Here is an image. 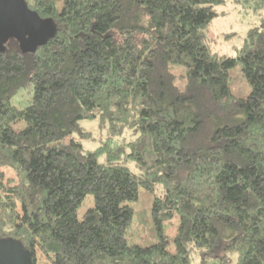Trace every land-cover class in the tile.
Instances as JSON below:
<instances>
[{
	"label": "trees",
	"instance_id": "trees-1",
	"mask_svg": "<svg viewBox=\"0 0 264 264\" xmlns=\"http://www.w3.org/2000/svg\"><path fill=\"white\" fill-rule=\"evenodd\" d=\"M25 1L55 33L0 52V239L31 264H264V13L233 55L208 33L227 2L264 0ZM237 62L245 96L229 89ZM97 117L106 133L85 148L80 120ZM122 129L135 137L114 142Z\"/></svg>",
	"mask_w": 264,
	"mask_h": 264
},
{
	"label": "rangeland",
	"instance_id": "rangeland-1",
	"mask_svg": "<svg viewBox=\"0 0 264 264\" xmlns=\"http://www.w3.org/2000/svg\"><path fill=\"white\" fill-rule=\"evenodd\" d=\"M220 8L226 12L223 15L214 17L210 22L208 32L210 36L209 46L214 51L225 53L227 55H233L235 46H238L241 43L246 30L250 26L257 24L259 15L264 13V10H260L258 14H254L250 8L235 5L232 2H227V4L221 6ZM231 32H235L236 34L225 37L227 33ZM175 70L177 71V68ZM229 76V89L231 93L239 96H245L250 92V84L246 78L242 76L239 62L229 68ZM178 84H180V82H178ZM23 91L24 90L21 89L14 98V103L18 102L21 104L20 106L25 105L26 98H28V95H26ZM80 123L86 129L90 130L94 138L83 141L85 148L95 147L98 144L95 137L106 133L107 123H105L104 126V123H102L98 117L90 121L82 119L80 120ZM120 133V135L112 137L114 142L129 141L135 137V133L128 129H122ZM4 172L6 177L14 176L11 169H4ZM151 197V193L140 187L138 190V200L132 203L136 212L141 211L142 218L148 217ZM81 209H83V207H81ZM177 224V217H173L170 220L165 221V232L168 236L174 235ZM132 225L134 240L137 242H140L141 240L146 241L145 239L146 236H148L149 229L142 226L143 224L140 223V218L137 213L132 219ZM150 239L153 240L152 236ZM38 259V262L43 261L42 256H39Z\"/></svg>",
	"mask_w": 264,
	"mask_h": 264
},
{
	"label": "water",
	"instance_id": "water-1",
	"mask_svg": "<svg viewBox=\"0 0 264 264\" xmlns=\"http://www.w3.org/2000/svg\"><path fill=\"white\" fill-rule=\"evenodd\" d=\"M55 33L50 17H40L25 0H0V52L13 38L23 52H32ZM0 264H31V254L13 238L0 239Z\"/></svg>",
	"mask_w": 264,
	"mask_h": 264
}]
</instances>
